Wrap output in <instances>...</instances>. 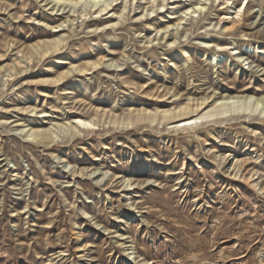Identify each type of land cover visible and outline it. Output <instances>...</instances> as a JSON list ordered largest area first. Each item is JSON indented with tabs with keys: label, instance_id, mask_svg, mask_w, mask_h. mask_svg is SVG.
<instances>
[{
	"label": "rangeland",
	"instance_id": "rangeland-1",
	"mask_svg": "<svg viewBox=\"0 0 264 264\" xmlns=\"http://www.w3.org/2000/svg\"><path fill=\"white\" fill-rule=\"evenodd\" d=\"M197 1L52 28L64 17L48 0H0V264H264V114L159 117L205 97L200 114L264 107V0L184 16ZM80 118L92 125L70 134Z\"/></svg>",
	"mask_w": 264,
	"mask_h": 264
},
{
	"label": "bare ground",
	"instance_id": "bare-ground-1",
	"mask_svg": "<svg viewBox=\"0 0 264 264\" xmlns=\"http://www.w3.org/2000/svg\"><path fill=\"white\" fill-rule=\"evenodd\" d=\"M116 0H79V1H73V0H48V3L47 4H52L49 8L52 10V13L53 11L55 10L54 12V15H61L64 17V20H62L59 24L55 25V26H52V28H57V27H60L62 26V24L66 21H70V25L73 26V21L77 18V17H82V16H85L87 14L89 15H92V14H95L94 18L95 17H102V15H105V14H108L109 12L112 11V13L110 14V16H114V18H118L122 16V13L124 12V10L127 8V3H128V6L129 4H132L134 0H123V3H122V9L120 10V12H116L114 9H115V5L113 6V2H115ZM165 1L166 0H158L157 4L153 5L151 4L149 10L150 12H153L154 11V7L157 9V7L159 9L163 8L166 4H165ZM121 2V1H120ZM67 3V4H66ZM81 5L83 8L79 13H77L76 16L73 15V13L76 11L74 9V6L75 5ZM69 5V9L65 12V13H68V12H71V14H67V15H63V11L64 9ZM48 6V5H47ZM204 4L201 3L200 0H198L197 2L193 3L191 5V7H188L186 8L183 13H184V16L187 15V14H190V13H195V12H198V11H201L203 8H204ZM145 8V7H144ZM80 9V8H79ZM148 10V11H149ZM57 12H59L58 14H56ZM83 12V13H82ZM173 12V10H172ZM175 12V11H174ZM43 13V11H42ZM177 13V12H176ZM49 14V13H48ZM172 14V13H171ZM46 16L44 17H39V21H42V23H44L43 20H45ZM88 17V16H87ZM51 19V18H50ZM49 19V20H50ZM86 19V18H85ZM152 19V18H151ZM181 19H183L182 17L178 18V21L179 22ZM93 20V19H92ZM99 20V19H98ZM150 21V20H149ZM46 23V22H45ZM49 23V22H48ZM88 23V22H87ZM91 23V21H90ZM96 23V21H95ZM220 23V22H219ZM219 23H216V25H219ZM47 24V23H46ZM52 24V23H51ZM97 24V23H96ZM116 23H112V24H106L104 26L105 29H108V28H112ZM180 24V23H179ZM50 25V24H49ZM91 25V24H90ZM93 25V24H92ZM100 25V24H99ZM177 25V24H176ZM98 27V26H97ZM172 27V26H171ZM103 28V29H104ZM220 29L223 30V31H228L230 30V27L229 26H220ZM97 30V29H96ZM122 30V29H121ZM164 30V29H163ZM113 31V30H112ZM115 31V30H114ZM113 31V33H114ZM81 33V32H80ZM79 34V33H78ZM85 34V33H84ZM40 36V34H39ZM64 36V35H63ZM96 37V36H95ZM99 37V36H98ZM115 38V37H114ZM175 38L176 36L174 37V40L172 41V43L175 41ZM64 37H62L61 35H58V37L52 42V44H48L47 42H45V46L46 48L45 49H41L40 51L38 50L40 44H35L34 46L37 48V51L39 54H44L45 52H47V49L49 48H53L55 50H57V47L59 46V44L61 42L64 41ZM112 43V42H111ZM116 43V42H115ZM51 45V46H49ZM33 46V48H35ZM59 50V49H58ZM62 50V49H61ZM81 50V49H80ZM83 51V49H82ZM81 51V52H82ZM57 52V51H56ZM79 52V51H78ZM37 53V54H38ZM54 53V52H53ZM92 53V52H91ZM36 54V53H35ZM89 54V53H88ZM94 54V53H93ZM96 55V54H95ZM94 56V55H93ZM31 57V55H30ZM83 57V56H82ZM86 58V57H85ZM83 59V58H82ZM41 60V59H40ZM112 61V60H111ZM112 63V62H111ZM96 62H93L92 65H95ZM112 65V64H111ZM117 65V64H116ZM119 66V65H118ZM75 69V68H73ZM78 70H80V67L79 68H76ZM77 71V70H76ZM117 71V70H116ZM119 71V70H118ZM115 72V70H114ZM70 73V72H69ZM84 89V88H83ZM86 89V88H85ZM206 100L207 98H200V102H196L195 104L190 105L189 103H186L185 105L183 106H178L177 110L176 111H172L173 109H171L170 111H164L161 116H159L161 119H171V118H178L180 117L181 119L178 120L179 122H182L181 123V126H187V125H191L192 123H196L199 119H203V118H208V117H212V116H220V115H223V114H226L230 111H236V110H240V111H244V112H247L248 113H251V112H254L256 111L258 108L260 110L261 113L264 114V107L261 105V103L259 102L258 99L256 98H253V97H248V98H244V99H233V98H229V99H223V100H215V105H213L211 107V109L203 112V113H199L197 112L200 108V111L203 110L205 108V103H206ZM212 101V100H211ZM209 105V104H208ZM207 106V105H206ZM193 107V108H192ZM176 108V107H175ZM143 113V112H142ZM144 114V113H143ZM158 117V118H159ZM149 120V121H154L157 119V116L156 115H137L136 116V120ZM177 122V121H176ZM24 124V123H23ZM62 125V124H61ZM92 125V121L91 120H87V119H78L77 122L75 124H73L72 122L70 123H67L66 125L64 124V127L67 128V131L72 134V133H77L79 131V128L80 127H87V126H90ZM27 125H21V128L18 129L16 128L17 131H19L18 133H23L24 132V135H27V136H32V139L35 138V137H39V139H46L47 136L46 134L42 133V132H36L35 130L32 129V127H27ZM40 142V141H39ZM42 142V141H41ZM243 165V164H242ZM247 167V166H246ZM249 173V172H247ZM236 174V173H235ZM252 177V175H248L247 177L246 176H243V178L245 180H248ZM257 181L253 183V185H257Z\"/></svg>",
	"mask_w": 264,
	"mask_h": 264
}]
</instances>
